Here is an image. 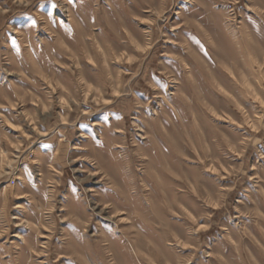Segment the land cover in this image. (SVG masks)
Here are the masks:
<instances>
[{
    "label": "rangeland",
    "instance_id": "rangeland-1",
    "mask_svg": "<svg viewBox=\"0 0 264 264\" xmlns=\"http://www.w3.org/2000/svg\"><path fill=\"white\" fill-rule=\"evenodd\" d=\"M0 264H264V0H0Z\"/></svg>",
    "mask_w": 264,
    "mask_h": 264
}]
</instances>
